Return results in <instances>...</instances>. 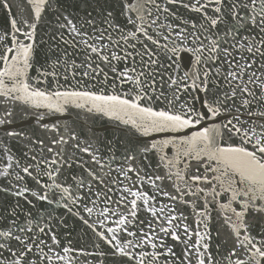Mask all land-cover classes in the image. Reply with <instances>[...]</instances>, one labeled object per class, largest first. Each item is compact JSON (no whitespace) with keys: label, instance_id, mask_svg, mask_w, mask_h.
<instances>
[{"label":"snow or ice","instance_id":"snow-or-ice-1","mask_svg":"<svg viewBox=\"0 0 264 264\" xmlns=\"http://www.w3.org/2000/svg\"><path fill=\"white\" fill-rule=\"evenodd\" d=\"M0 12V264H264V0Z\"/></svg>","mask_w":264,"mask_h":264},{"label":"water","instance_id":"water-1","mask_svg":"<svg viewBox=\"0 0 264 264\" xmlns=\"http://www.w3.org/2000/svg\"><path fill=\"white\" fill-rule=\"evenodd\" d=\"M180 12L182 14H185V15H194L192 13H184V10L183 9H180ZM0 22H5L6 23V20L4 18V13L0 12ZM26 131H28L29 129L28 128H25ZM13 151L16 152L17 155H20L22 152L24 151H27V148L24 147V144L20 143V144H17L15 142H13ZM66 223H69L71 224L72 221L71 220H68L66 221ZM61 231L67 233L69 231H72V229L70 228H61L60 229ZM69 238H72V237H69Z\"/></svg>","mask_w":264,"mask_h":264}]
</instances>
